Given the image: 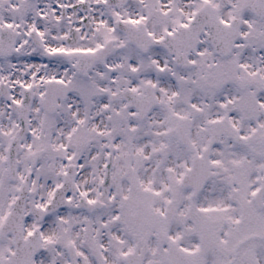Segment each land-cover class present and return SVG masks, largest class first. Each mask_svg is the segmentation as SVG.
<instances>
[{
  "label": "snow or ice",
  "instance_id": "1",
  "mask_svg": "<svg viewBox=\"0 0 264 264\" xmlns=\"http://www.w3.org/2000/svg\"><path fill=\"white\" fill-rule=\"evenodd\" d=\"M0 264H264V0H0Z\"/></svg>",
  "mask_w": 264,
  "mask_h": 264
}]
</instances>
